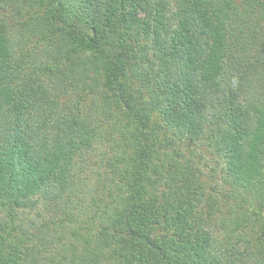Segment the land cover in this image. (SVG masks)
Instances as JSON below:
<instances>
[{"label": "trees", "instance_id": "1", "mask_svg": "<svg viewBox=\"0 0 264 264\" xmlns=\"http://www.w3.org/2000/svg\"><path fill=\"white\" fill-rule=\"evenodd\" d=\"M0 264H264V0H0Z\"/></svg>", "mask_w": 264, "mask_h": 264}, {"label": "rangeland", "instance_id": "2", "mask_svg": "<svg viewBox=\"0 0 264 264\" xmlns=\"http://www.w3.org/2000/svg\"><path fill=\"white\" fill-rule=\"evenodd\" d=\"M207 159H205V161H206ZM210 162V161H209Z\"/></svg>", "mask_w": 264, "mask_h": 264}]
</instances>
